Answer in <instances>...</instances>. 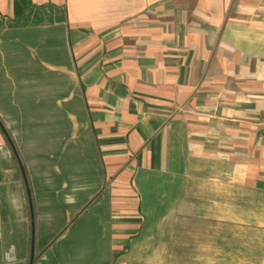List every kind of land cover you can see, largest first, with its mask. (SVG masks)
Wrapping results in <instances>:
<instances>
[{
    "label": "crops",
    "instance_id": "1",
    "mask_svg": "<svg viewBox=\"0 0 264 264\" xmlns=\"http://www.w3.org/2000/svg\"><path fill=\"white\" fill-rule=\"evenodd\" d=\"M264 0H0V264H264Z\"/></svg>",
    "mask_w": 264,
    "mask_h": 264
},
{
    "label": "built area",
    "instance_id": "2",
    "mask_svg": "<svg viewBox=\"0 0 264 264\" xmlns=\"http://www.w3.org/2000/svg\"><path fill=\"white\" fill-rule=\"evenodd\" d=\"M260 125H261V130L259 133V139H260L261 145L264 146V118L261 119Z\"/></svg>",
    "mask_w": 264,
    "mask_h": 264
}]
</instances>
